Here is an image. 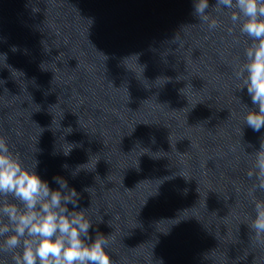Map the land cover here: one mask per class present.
Here are the masks:
<instances>
[{
    "label": "clouds",
    "instance_id": "9594fccd",
    "mask_svg": "<svg viewBox=\"0 0 264 264\" xmlns=\"http://www.w3.org/2000/svg\"><path fill=\"white\" fill-rule=\"evenodd\" d=\"M193 7V14L209 29L218 22L210 18L208 9L227 10L232 23L251 41L235 75L241 82L238 91L246 89L254 106L248 108L245 125L259 132L264 128V0H215L211 6L209 0H194ZM35 166H23L0 138V251L11 252L14 264H112L106 251L108 236L97 234L93 240L92 223L84 210H74L79 193L62 177H54L59 189H51ZM248 176L257 181L255 188L264 191V144L256 152L255 171ZM253 203L255 218L250 228L264 242V200Z\"/></svg>",
    "mask_w": 264,
    "mask_h": 264
}]
</instances>
